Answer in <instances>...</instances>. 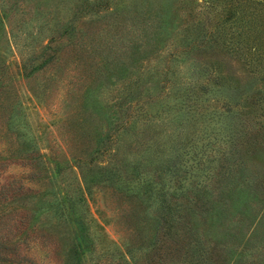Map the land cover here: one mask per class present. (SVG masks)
Listing matches in <instances>:
<instances>
[{
	"label": "rangeland",
	"instance_id": "rangeland-1",
	"mask_svg": "<svg viewBox=\"0 0 264 264\" xmlns=\"http://www.w3.org/2000/svg\"><path fill=\"white\" fill-rule=\"evenodd\" d=\"M173 2L176 30L168 40L187 35L193 38V47L175 52L168 44L160 54L164 59L158 56L145 64L144 71L153 73L143 83L151 91L141 96V112L147 119L134 111L124 116L121 123L129 119V126L123 133L113 132H117L111 141L115 152L110 156L105 149L93 153L95 131L109 123L110 128L119 125L107 122V114L82 110V94L90 84L103 101L114 100L118 92L123 99L133 86L130 80L114 76L103 82L86 80L77 58L95 62L94 52L82 54L80 49L66 48L54 55L68 39L62 36L47 43V31H40L38 23L39 12L54 11V0H0V236L10 240L0 243V264H64V241L44 221L39 222L43 215L38 219L35 211L41 200L52 199L64 184L56 175L59 163L71 186H84L82 174L87 182L86 215L93 220L91 230L97 243L83 264H132L130 251L137 253L138 264H264V0ZM131 3L125 0V9ZM96 24L103 26L106 20ZM45 43L50 44L47 50L42 48ZM171 50L178 58L174 63L168 59ZM26 56L32 59L25 61ZM166 65L175 69L176 79L191 85L196 102L203 107L201 117L183 108L182 96L172 95L176 88H166L171 84L162 79ZM132 118L136 126L146 124L149 134H154L153 151L163 150L156 162L179 160L180 175L175 180L159 177L158 166L151 164L139 167L141 179L133 176L130 161L137 156L132 151ZM191 150L198 151L201 163L188 156ZM116 163L119 176L129 183L125 195L114 178L111 184L91 181L96 170ZM221 172L241 176L240 190L235 187V194L231 190L236 207L226 211L225 217L195 215V220H188L191 233L201 232L202 245L211 254L197 256L194 243H189L191 234L182 236L179 231L170 239L159 238L162 233L151 229L146 220L144 197L133 193L137 185L142 189L139 181L152 176L151 187L157 191L187 188L193 200L199 187L216 189L225 184ZM241 191L251 205L237 206ZM202 197L213 207L218 205L217 195ZM142 215L145 222L140 220ZM241 216L246 218L240 222ZM164 242L176 246L173 257L164 256Z\"/></svg>",
	"mask_w": 264,
	"mask_h": 264
},
{
	"label": "trees",
	"instance_id": "trees-1",
	"mask_svg": "<svg viewBox=\"0 0 264 264\" xmlns=\"http://www.w3.org/2000/svg\"><path fill=\"white\" fill-rule=\"evenodd\" d=\"M124 1L125 0H54V11L49 9L39 12L40 17L38 20H40V22L38 23L41 28L40 31H47V43L55 41V38L62 36L68 39L67 42L63 43L61 48L55 49L54 55L61 50L62 53H64L65 50L63 49L70 48L80 49L82 50V54L94 52L98 56V60L95 62L87 61L84 57L77 58L83 65L82 75L86 80L88 79L90 81L91 78H95L94 80L100 79L103 82L105 79H110L114 76L115 79L120 81L130 80V85H133L130 88V92H128L123 99H120L121 92H118L117 97L110 101L99 99L94 89H91L90 84L85 87L80 103L82 110L86 111L91 109L94 114L97 112L107 114L105 116L107 122L112 121L119 125V128L115 129L110 128L111 124L109 123L107 124L109 127L106 125L105 129L99 128V130L95 131L97 132L95 134V136H97V143L93 153H97L99 150L102 152L104 149L105 153L106 151L110 153L113 149L111 148V141L115 140V136L112 135H116L117 133L115 132L114 134L113 132L117 130V134H119L122 130L123 132L126 131L129 126V124H127L129 123V119H127L124 124L121 123L123 117L133 111L134 115L142 111L143 101L141 96L143 93L147 95V92L151 91V89L143 83L149 81L152 78L151 75H153L152 71L149 69H146L148 71H144L145 64L151 59L160 56L161 52L166 50L168 44L174 47L172 50H175V52H186L185 46L189 48L193 47V38H187V35H183V37L177 41L168 40L171 32L176 30L175 23L177 20L172 14L173 0H130L132 3L129 9H125L126 3L124 4ZM99 18V21L106 20V24L103 26L100 24L97 25L96 23L99 22ZM121 30L123 31L121 32ZM43 33H41V35ZM47 43L42 46L43 50H47L50 47V44L47 45ZM28 45V43L24 44L26 47ZM178 48H180V50ZM169 49L170 48H168V50ZM172 50L169 52L170 57H168V59L174 63L178 61V58L173 57L174 53ZM122 57H124L125 60H122L123 63L117 69ZM31 59V56H26L24 58L25 61H30ZM54 59L57 60V56ZM159 59L162 60L164 58L160 56ZM47 61H49V59H47ZM173 63L171 64L175 65ZM107 70H111V72L109 73ZM87 71L93 72L86 74ZM134 76L135 78H133ZM162 79L164 81L170 80L171 84H166V88H176L172 94L173 96L180 95L183 101L185 100L186 103L183 108L188 107L193 109L195 114L200 117L203 115V110L200 111L203 107L199 106L196 102L198 97L197 94L193 91L191 85H188L180 78L176 79L174 68H171L170 65H166L162 72ZM168 94L169 91L167 90L165 95L167 96ZM146 102L147 100H145L144 103ZM141 113H143V116L147 119L146 116L148 115L145 114V112ZM133 114H130V116ZM82 121H84V119H82ZM135 122V118L130 119V133H132L133 136L132 151L136 153L137 156L130 161V168L133 176L135 178L137 177L138 180L141 176L139 167L143 165L145 168V165L151 164L150 166L153 165L154 168L158 166L159 177H173V180H175V178L180 175L179 160H176L175 157L174 159H166L162 164L156 162L158 159L157 154H162L163 150L156 149L153 151L152 136L154 134H149V128H147L146 124H144L143 127L136 126ZM125 124L127 125L123 128L122 125ZM178 148H181L182 151L185 150V146H179ZM219 151L220 155H222L221 150ZM112 152H115V148ZM113 153H110V156H112ZM186 153L188 154L189 152ZM188 156L191 157L194 162L199 163L201 160V155L195 150H191ZM227 159L228 158L225 157V160ZM116 165L117 163L113 164L112 167L110 166V168L105 167L103 170H96L95 174L91 176V181L97 179L99 182L111 184V180L114 178L117 189L125 195V190L128 189L129 191V188L126 187L129 183L119 176V167ZM227 169L231 172L230 168L227 167ZM56 175L60 182H64V184L52 199L40 201L37 208L38 210H35L38 211L36 218L39 219L40 215H43L39 222L44 221L43 224L49 225L50 231L56 232L57 235L60 236L59 238L64 241V264H83L85 256L94 252L95 244L97 243L95 233L93 229L91 230L90 223L93 220L86 215L88 209H86L84 192L87 191L85 189L87 187V182L84 179L85 176L82 174L79 177L82 179L84 186L80 183L71 186L60 163L56 165ZM221 175L222 181L227 179L225 181V184H228L227 189L225 188V184L216 189H207L208 185L200 188L198 182L196 187L197 189L199 187V189L193 200L187 194V188L181 187L179 189L180 194L176 189L172 192L152 189L151 186L154 183L152 176H149V178L147 177V181L145 179L139 181V185L142 186V189L137 188V185L133 189V193L134 195L139 194V197H144L143 203L148 207L146 220L149 222L151 229L158 231L159 234L160 232L162 233V236L160 235L159 238L163 237L164 239H170L179 233V231L180 234L182 233V236L183 233L188 235L191 234L190 239L192 238V240L189 243H194V252L197 256L201 257L204 252L208 253V251L207 248L202 245L201 232L194 230L191 233L189 229V218L193 217L195 220V215H201L202 218H205L209 214L215 215L218 218L223 214L225 217L227 212L231 211V207H236L231 203V201H233L232 191L233 194L236 193L237 190L234 191L235 187L240 190L239 183L241 181V176L229 174V177L224 172H221ZM86 177H88L87 174ZM231 178L236 179V181ZM60 192H62L61 197L59 195ZM213 194L217 195L219 198L216 208L202 197V195L210 196ZM131 196L132 194L130 193V197ZM179 196L181 197L179 198ZM243 196V191L237 195L238 207L241 205H251L249 198L244 199ZM181 198H183V200H180ZM245 218L246 216H241L238 218V221L241 222V220L243 221ZM140 220L145 222L143 215ZM67 236V241H65V237ZM6 239L1 235L0 243L1 241H10ZM251 242L255 243L254 241ZM152 244H155V242ZM163 245V253L167 258L173 257L171 254L177 252V248L174 244L164 242ZM209 254H211V252L208 253V255ZM137 261V253L130 251V262L132 264H138Z\"/></svg>",
	"mask_w": 264,
	"mask_h": 264
}]
</instances>
